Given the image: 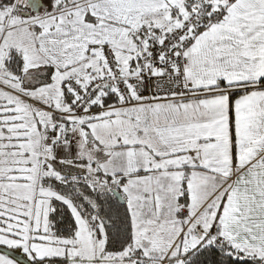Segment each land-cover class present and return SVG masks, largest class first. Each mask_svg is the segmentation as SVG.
Segmentation results:
<instances>
[{"label": "snow or ice", "instance_id": "snow-or-ice-1", "mask_svg": "<svg viewBox=\"0 0 264 264\" xmlns=\"http://www.w3.org/2000/svg\"><path fill=\"white\" fill-rule=\"evenodd\" d=\"M0 264H264V0H0Z\"/></svg>", "mask_w": 264, "mask_h": 264}]
</instances>
